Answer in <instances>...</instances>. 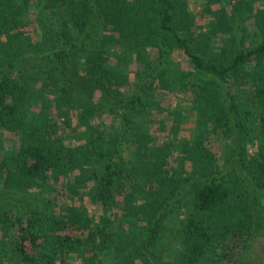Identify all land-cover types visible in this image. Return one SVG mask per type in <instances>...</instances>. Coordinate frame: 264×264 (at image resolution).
I'll use <instances>...</instances> for the list:
<instances>
[{"label": "trees", "instance_id": "16d2710c", "mask_svg": "<svg viewBox=\"0 0 264 264\" xmlns=\"http://www.w3.org/2000/svg\"><path fill=\"white\" fill-rule=\"evenodd\" d=\"M234 1L0 0V264H250L264 0Z\"/></svg>", "mask_w": 264, "mask_h": 264}, {"label": "rangeland", "instance_id": "374dc122", "mask_svg": "<svg viewBox=\"0 0 264 264\" xmlns=\"http://www.w3.org/2000/svg\"><path fill=\"white\" fill-rule=\"evenodd\" d=\"M238 0H235L233 3H237ZM32 4H35L34 2ZM189 6L193 9V11L197 14L200 15V13L202 14L203 11V2H197V1H191ZM30 13L28 17H30V19L34 20V16L33 14L37 13L36 12V8L31 9ZM33 16V17H32ZM206 19L207 18H199L198 23L199 25H201V27H199L200 30H205L206 27ZM30 21V20H29ZM28 28L30 29V32L33 34L35 32H37V28L36 25L30 23ZM175 61L179 62V63H183V67H186L187 64L184 63V61L182 60V58H180L179 56H175ZM133 68L135 67V65L132 66ZM14 138L8 137V136H4L2 135V138H0V153L6 151L7 149L10 150H15V142H14ZM254 246L252 247V258L253 256L255 257V261L251 258L250 264H264V239L263 238H259L258 242H256L255 244H253ZM261 258V263H258L257 260Z\"/></svg>", "mask_w": 264, "mask_h": 264}, {"label": "crops", "instance_id": "0c3cea01", "mask_svg": "<svg viewBox=\"0 0 264 264\" xmlns=\"http://www.w3.org/2000/svg\"><path fill=\"white\" fill-rule=\"evenodd\" d=\"M255 261V257L252 258ZM258 263H261V258L257 260Z\"/></svg>", "mask_w": 264, "mask_h": 264}]
</instances>
